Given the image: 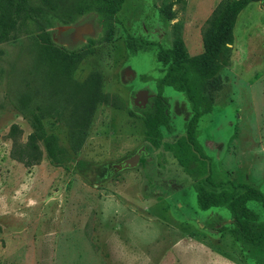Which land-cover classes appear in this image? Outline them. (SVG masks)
<instances>
[{"label": "rangeland", "instance_id": "rangeland-1", "mask_svg": "<svg viewBox=\"0 0 264 264\" xmlns=\"http://www.w3.org/2000/svg\"><path fill=\"white\" fill-rule=\"evenodd\" d=\"M24 1L76 63L70 82L52 83L32 25L0 40V264H255L233 241L227 209H199L195 186L243 183L264 194V0L237 14L229 64L202 85L211 104L195 129L203 157L184 138L191 111L182 92L162 86L168 120L158 148L144 140L133 97L157 91L158 47L180 61L203 51L227 0H123L109 40L97 24L86 35L62 32L89 22L83 9ZM90 73L107 101L75 91ZM33 115L66 149L64 162L29 139Z\"/></svg>", "mask_w": 264, "mask_h": 264}, {"label": "trees", "instance_id": "trees-1", "mask_svg": "<svg viewBox=\"0 0 264 264\" xmlns=\"http://www.w3.org/2000/svg\"><path fill=\"white\" fill-rule=\"evenodd\" d=\"M56 3L71 6L87 11L85 18L91 26L97 24L101 29V40H109L112 36L114 24L118 23L116 14L121 8L123 0H54ZM259 0H227L218 8L211 20V27L205 38L203 51L187 61H180L173 48L158 47V61L165 65L163 75L157 81V91L148 98L143 108H136L141 114L144 126V140L149 147L158 148L162 145V126L167 125L168 103L162 95V86H170L175 91L182 92L190 104L191 114L185 123L184 138L188 145L193 147L199 157H203L202 150L195 137L198 118L211 109V104L202 95V85L214 77L229 64L232 45V30L237 14L246 4ZM83 23V24H85ZM32 25L36 34V56L47 66L48 79L52 83L70 82L75 68L76 57L69 48L61 49L54 42V30L41 26L39 18L32 12L24 0H0V40L7 39L10 33L17 29L27 30ZM82 25V24H80ZM79 26V25H78ZM68 28L62 32H73ZM88 34V33H87ZM86 35V34H83ZM89 38V36H84ZM128 39H135L127 36ZM143 44L156 45L152 42L139 39ZM76 43H82L77 41ZM99 75L90 73L75 91L83 89V94H91L88 99L107 101L97 87ZM95 91V93H93ZM75 92V93H76ZM72 91L70 95H72ZM95 94V95H94ZM31 132L29 139L40 138L46 157L52 163L60 164L66 159V149L58 144L54 135L43 131L39 118L36 115L29 120ZM211 184L217 183L210 179ZM216 185V184H214ZM218 185V184H217ZM229 190L207 191L201 185L195 186V198L199 209L224 207L229 212L230 223L228 229L235 243L239 246L246 259L255 264H264V220L248 202H255L264 210V194L257 188L247 184H237ZM208 223L216 221L215 216L209 218ZM213 220V221H212ZM224 226H220L222 229Z\"/></svg>", "mask_w": 264, "mask_h": 264}, {"label": "water", "instance_id": "water-1", "mask_svg": "<svg viewBox=\"0 0 264 264\" xmlns=\"http://www.w3.org/2000/svg\"><path fill=\"white\" fill-rule=\"evenodd\" d=\"M86 24L89 26L88 30L84 28ZM74 31L81 32L82 34H87L92 31V26L90 23H85V24L74 27L73 32ZM151 96L152 94H148L146 90H139L134 94L133 101L136 106H138L139 108H143L145 104L147 103L148 98H150ZM138 152L139 151H137V153H135V155H133L132 157L125 160L126 164L128 163V165L130 166L133 165L137 161Z\"/></svg>", "mask_w": 264, "mask_h": 264}, {"label": "bare ground", "instance_id": "bare-ground-1", "mask_svg": "<svg viewBox=\"0 0 264 264\" xmlns=\"http://www.w3.org/2000/svg\"><path fill=\"white\" fill-rule=\"evenodd\" d=\"M84 28L88 30V29H89V26L86 24V25L84 26Z\"/></svg>", "mask_w": 264, "mask_h": 264}]
</instances>
